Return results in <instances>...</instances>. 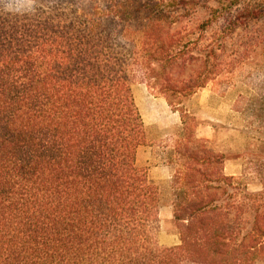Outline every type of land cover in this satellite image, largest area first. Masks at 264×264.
<instances>
[{"label": "trees", "instance_id": "obj_1", "mask_svg": "<svg viewBox=\"0 0 264 264\" xmlns=\"http://www.w3.org/2000/svg\"><path fill=\"white\" fill-rule=\"evenodd\" d=\"M92 1L66 32L46 18L23 35L0 15V264H264V189L226 175L218 155L174 171L181 243L160 245V189L137 163L146 128L132 70L160 79L193 52L164 36L179 14L164 0Z\"/></svg>", "mask_w": 264, "mask_h": 264}, {"label": "rangeland", "instance_id": "obj_2", "mask_svg": "<svg viewBox=\"0 0 264 264\" xmlns=\"http://www.w3.org/2000/svg\"><path fill=\"white\" fill-rule=\"evenodd\" d=\"M106 1L98 7L104 9ZM89 4L93 1L0 0V15L17 18L23 35L25 25L38 26L46 18L66 32L74 9ZM161 7L179 13L165 23L164 36L172 35L177 49L189 47L194 59H180L167 72L158 69L156 80L139 66L132 70V88L146 128L137 163L160 189L159 243L173 247L181 243L172 206V176L179 165L207 169L209 157L218 155L226 175L241 178L251 192L264 189V0H164ZM113 42L112 50L123 52ZM164 74L174 82L166 84ZM167 85L181 93L165 92Z\"/></svg>", "mask_w": 264, "mask_h": 264}]
</instances>
